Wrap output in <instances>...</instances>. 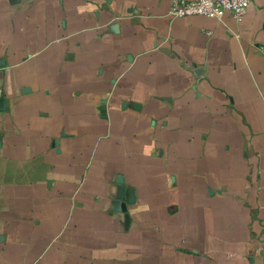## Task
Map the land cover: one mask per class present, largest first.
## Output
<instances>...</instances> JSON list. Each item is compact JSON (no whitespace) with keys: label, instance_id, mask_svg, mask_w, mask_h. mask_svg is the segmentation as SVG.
Instances as JSON below:
<instances>
[{"label":"crops","instance_id":"obj_1","mask_svg":"<svg viewBox=\"0 0 264 264\" xmlns=\"http://www.w3.org/2000/svg\"><path fill=\"white\" fill-rule=\"evenodd\" d=\"M0 0V264H264V0Z\"/></svg>","mask_w":264,"mask_h":264},{"label":"built area","instance_id":"obj_2","mask_svg":"<svg viewBox=\"0 0 264 264\" xmlns=\"http://www.w3.org/2000/svg\"><path fill=\"white\" fill-rule=\"evenodd\" d=\"M250 0H176L168 12L172 19L201 16L219 20L225 13L240 19L247 12Z\"/></svg>","mask_w":264,"mask_h":264}]
</instances>
